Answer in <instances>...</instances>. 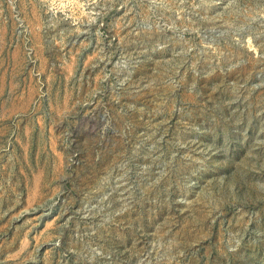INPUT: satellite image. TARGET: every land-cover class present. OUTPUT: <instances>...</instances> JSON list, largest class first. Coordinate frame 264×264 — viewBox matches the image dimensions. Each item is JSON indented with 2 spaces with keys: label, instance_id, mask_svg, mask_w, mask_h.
<instances>
[{
  "label": "rangeland",
  "instance_id": "374dc122",
  "mask_svg": "<svg viewBox=\"0 0 264 264\" xmlns=\"http://www.w3.org/2000/svg\"><path fill=\"white\" fill-rule=\"evenodd\" d=\"M0 264H264V0H0Z\"/></svg>",
  "mask_w": 264,
  "mask_h": 264
}]
</instances>
